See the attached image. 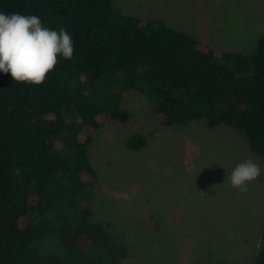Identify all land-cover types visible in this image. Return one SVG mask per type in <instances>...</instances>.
<instances>
[{
  "label": "trees",
  "instance_id": "trees-1",
  "mask_svg": "<svg viewBox=\"0 0 264 264\" xmlns=\"http://www.w3.org/2000/svg\"><path fill=\"white\" fill-rule=\"evenodd\" d=\"M112 3L0 0V264L127 259L112 222L94 219L90 189L94 133L103 117L129 118L109 104L119 93L142 92L163 126L232 128L264 156V31L250 52L218 51ZM47 240L57 251L42 250ZM253 264H264V242Z\"/></svg>",
  "mask_w": 264,
  "mask_h": 264
},
{
  "label": "rangeland",
  "instance_id": "rangeland-1",
  "mask_svg": "<svg viewBox=\"0 0 264 264\" xmlns=\"http://www.w3.org/2000/svg\"><path fill=\"white\" fill-rule=\"evenodd\" d=\"M112 2L125 15L164 22L218 51L250 52L264 31V0ZM109 104L129 118L103 117L93 135L91 206L94 219L112 222L126 245L123 264H253L264 242V156L229 127L163 126L140 91L119 93ZM136 135L147 137L145 147L127 149ZM53 245L47 240L41 248L57 251Z\"/></svg>",
  "mask_w": 264,
  "mask_h": 264
}]
</instances>
